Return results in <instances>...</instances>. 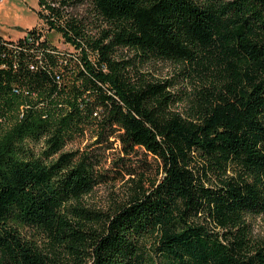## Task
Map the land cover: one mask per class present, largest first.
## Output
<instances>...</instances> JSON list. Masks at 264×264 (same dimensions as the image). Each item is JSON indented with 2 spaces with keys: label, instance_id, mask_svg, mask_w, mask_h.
Listing matches in <instances>:
<instances>
[{
  "label": "trees",
  "instance_id": "trees-1",
  "mask_svg": "<svg viewBox=\"0 0 264 264\" xmlns=\"http://www.w3.org/2000/svg\"><path fill=\"white\" fill-rule=\"evenodd\" d=\"M38 4L41 26L0 35V264H264V0ZM150 61L184 65L191 90ZM26 92L41 101L20 117ZM111 138L127 192L101 210L86 197L114 177Z\"/></svg>",
  "mask_w": 264,
  "mask_h": 264
},
{
  "label": "rangeland",
  "instance_id": "rangeland-1",
  "mask_svg": "<svg viewBox=\"0 0 264 264\" xmlns=\"http://www.w3.org/2000/svg\"><path fill=\"white\" fill-rule=\"evenodd\" d=\"M38 11V0H0V35L16 40L27 30H30L35 26H41L43 23H41V20L39 19ZM49 38L60 49L66 50L69 48L64 43L61 36L56 32L50 33ZM141 70L142 72L150 73L159 81H164L169 78L174 79L176 85L172 89V92L183 93L191 90L193 83H187V81H185V68L182 64L167 61H150L142 66ZM39 100L40 97L37 95H22V100L17 109L20 117L28 107L34 105L35 102H38ZM175 110H177V112H183L184 104H178L175 107ZM113 139L111 138L110 140V143H112V149L106 151L98 149L96 154L99 155V159H97L99 173L106 176L113 175L114 177L113 179H107V182L104 181L100 183L95 190L86 197L87 202L93 208H101V210L104 208L106 209L114 200L123 199L127 192L125 184H127L126 180L129 176L125 173L126 169L117 166V164L120 165L118 162V159L121 156L120 143L115 141V138ZM93 142V133L89 130L84 136H80L72 143L68 144L66 151H82L88 148ZM96 147L97 146L90 147V149ZM128 164L133 166V169H137L144 174L147 184L150 181L158 180L162 177L160 163L152 156L144 154L142 150L139 152V157L135 158L133 161H129ZM115 169L118 171L117 174H113L115 173ZM114 178L119 179L115 181ZM256 226L257 229L264 231V218H258Z\"/></svg>",
  "mask_w": 264,
  "mask_h": 264
},
{
  "label": "built area",
  "instance_id": "built-area-1",
  "mask_svg": "<svg viewBox=\"0 0 264 264\" xmlns=\"http://www.w3.org/2000/svg\"><path fill=\"white\" fill-rule=\"evenodd\" d=\"M25 94H29L28 92H26Z\"/></svg>",
  "mask_w": 264,
  "mask_h": 264
}]
</instances>
